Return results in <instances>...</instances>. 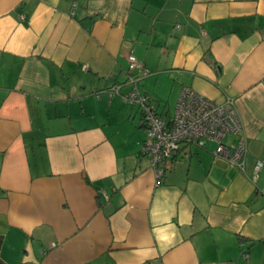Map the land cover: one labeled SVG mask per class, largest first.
<instances>
[{"label":"crops","instance_id":"crops-1","mask_svg":"<svg viewBox=\"0 0 264 264\" xmlns=\"http://www.w3.org/2000/svg\"><path fill=\"white\" fill-rule=\"evenodd\" d=\"M130 55L164 119L235 100L243 171L182 144L156 181ZM228 263L264 264V0H0V264Z\"/></svg>","mask_w":264,"mask_h":264},{"label":"built area","instance_id":"built-area-1","mask_svg":"<svg viewBox=\"0 0 264 264\" xmlns=\"http://www.w3.org/2000/svg\"><path fill=\"white\" fill-rule=\"evenodd\" d=\"M127 62L126 80L105 89V92L109 97L119 96L141 110L146 129L141 154L149 159L157 182L163 179L168 163L178 154L182 144L202 148L206 143L213 142L216 145L213 151L216 157L244 170L247 155L245 140L241 137L233 148L224 144L226 136H241L243 131L233 98L227 97L223 103L217 104L184 87L175 105L174 116L170 120L164 119L150 106L149 97L139 91L140 79L148 71L132 55L127 57ZM261 168L262 162L256 161L251 176L253 182Z\"/></svg>","mask_w":264,"mask_h":264},{"label":"rangeland","instance_id":"rangeland-1","mask_svg":"<svg viewBox=\"0 0 264 264\" xmlns=\"http://www.w3.org/2000/svg\"><path fill=\"white\" fill-rule=\"evenodd\" d=\"M140 85H141V82H139V87H138V88H139V91L141 92V89H140L141 86H140ZM149 103H150V101H149ZM170 105H171V104H170ZM170 105H169V106H170ZM170 108H171V111H170V112H171V115H172V114H173V112H172V111H173V106L171 105ZM208 146H212V145L208 144Z\"/></svg>","mask_w":264,"mask_h":264}]
</instances>
